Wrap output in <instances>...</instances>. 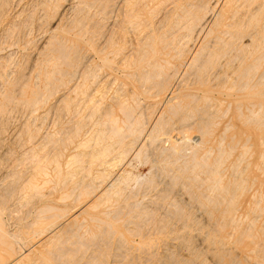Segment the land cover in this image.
<instances>
[{"label": "rangeland", "instance_id": "obj_1", "mask_svg": "<svg viewBox=\"0 0 264 264\" xmlns=\"http://www.w3.org/2000/svg\"><path fill=\"white\" fill-rule=\"evenodd\" d=\"M0 2V264H264V0Z\"/></svg>", "mask_w": 264, "mask_h": 264}, {"label": "bare ground", "instance_id": "obj_2", "mask_svg": "<svg viewBox=\"0 0 264 264\" xmlns=\"http://www.w3.org/2000/svg\"><path fill=\"white\" fill-rule=\"evenodd\" d=\"M73 1V0H72ZM105 2V1H104ZM1 3V2H0ZM41 4V3H40ZM72 4V3H71ZM33 5V4H32ZM46 5V4H45ZM75 6V5H74ZM86 6V5H85ZM25 12V11H24ZM101 12V11H100ZM2 13V12H1ZM31 15V14H30ZM102 15V14H101ZM25 19V18H24ZM104 20V19H103ZM24 22V21H23ZM46 22V21H45ZM26 23V22H25ZM69 23V22H68ZM120 24V23H119ZM37 25V24H36ZM92 28V27H91ZM101 28V27H100ZM84 29V28H83ZM49 30V29H48ZM57 30V29H56ZM7 31V30H6ZM50 31V30H49ZM200 31V30H199ZM8 32V31H7ZM58 32V31H57ZM61 32V31H60ZM168 32V31H167ZM62 33V32H61ZM94 33V32H93ZM10 34V33H9ZM199 34V33H198ZM197 35V34H196ZM9 37V36H8ZM102 37V36H101ZM186 39V38H185ZM28 40V39H27ZM26 41V40H25ZM25 41H24V43H25ZM28 42V41H27ZM86 42V41H85ZM36 43V42H35ZM37 44V43H36ZM50 44V43H49ZM186 44V43H185ZM43 45V44H42ZM50 46V45H49ZM4 47V46H3ZM90 47V46H89ZM173 50V49H172ZM108 53V52H107ZM25 55V54H24ZM179 55V54H178ZM63 56V55H62ZM50 57V56H49ZM192 58V57H191ZM3 59V58H2ZM21 60V59H20ZM52 60V59H51ZM47 61V60H46ZM5 63V62H4ZM101 63V62H100ZM54 64V63H53ZM80 67V66H79ZM32 69V68H31ZM96 72V71H95ZM71 73V72H70ZM119 74V73H118ZM20 79V78H19ZM250 79V78H249ZM85 80V79H84ZM24 82V81H23ZM1 88V87H0ZM78 88H80V87H78ZM117 88V87H116ZM144 93V92H143ZM225 93V92H224ZM73 94V93H72ZM4 95V94H3ZM99 95V94H98ZM241 95V94H240ZM252 95V94H251ZM259 95V94H258ZM5 96V95H4ZM256 96V95H255ZM88 97V96H87ZM24 100V99H23ZM27 101V100H26ZM90 101V100H89ZM25 102V101H24ZM48 109V108H47ZM90 109V108H89ZM105 109V108H104ZM33 111V110H32ZM11 114V113H10ZM52 116V115H51ZM59 116V115H58ZM89 116V115H88ZM51 118V117H50ZM59 119V118H58ZM100 119V118H99ZM26 120V119H25ZM97 121V120H96ZM108 121V120H107ZM103 123V122H102ZM14 124V123H13ZM35 124V123H34ZM40 124V123H39ZM49 124V123H48ZM47 124V125H48ZM43 134V133H42ZM28 135V134H27ZM40 138V137H39ZM21 139V138H20ZM175 140V139H174ZM174 140H173V143H174ZM170 142H171V140H170ZM45 143V142H44ZM52 145V144H51ZM23 153V152H22ZM10 154V153H9ZM88 155V154H87ZM32 157V156H31ZM36 157V156H35ZM42 157V156H41ZM36 159H38V158H36ZM44 159V158H43ZM92 159V158H91ZM35 160V159H34ZM39 160V159H38ZM17 162V161H16ZM222 163V162H221ZM113 164V163H112ZM5 165V164H4ZM218 165V164H217ZM37 165H35L34 167H36ZM58 166V165H57ZM7 169V168H6ZM26 169V168H25ZM216 169H217V167H216ZM103 170V169H102ZM215 170V169H214ZM42 171V170H41ZM238 171V170H237ZM16 172V171H15ZM240 175V174H239ZM214 180V179H213ZM64 182V181H63ZM34 185V184H33ZM210 186V185H209ZM216 186V185H215ZM214 186V187H215ZM34 187H37V186H34ZM38 187H39V185H38ZM51 187V186H50ZM53 188V187H52ZM179 190V189H178ZM35 192V191H34ZM85 194V193H84ZM77 195V194H76ZM66 196V195H65ZM223 198V197H222ZM253 199V198H252ZM264 199V198H263ZM100 200V199H99ZM212 201V200H211ZM228 201H229V199H228ZM199 203V202H198ZM215 203V202H214ZM258 203V202H257ZM200 205V204H199ZM227 205V204H226ZM23 207H24V205H22ZM47 208V207H46ZM119 209V208H118ZM47 211V210H46ZM224 212V211H223ZM52 215V214H51ZM228 215V214H227ZM246 218V217H245ZM228 220V219H227ZM262 221V220H261ZM143 223V222H142ZM219 224V223H218ZM107 225V224H106ZM232 225V224H231ZM168 226V225H167ZM219 226V225H218ZM233 229V228H232ZM231 229V230H232ZM130 231V230H129ZM260 232H262V231H260ZM242 233V232H241ZM39 236V235H38ZM163 236V235H162ZM41 241V240H40ZM33 243L35 242L34 240L32 241ZM42 242H35L34 243V245L35 246H39L40 244H41ZM33 246V245H32ZM41 246H42V244H41ZM120 250V249H119ZM23 252H25V253H28V252H26V250L25 251H23ZM23 252H21V254H23ZM262 252V251H261ZM243 258V257H242ZM263 258V257H262ZM247 259V258H246ZM231 260V259H230ZM264 260V259H263ZM17 262V261H16ZM130 262V261H129ZM231 262V261H230ZM261 264V263H260Z\"/></svg>", "mask_w": 264, "mask_h": 264}]
</instances>
